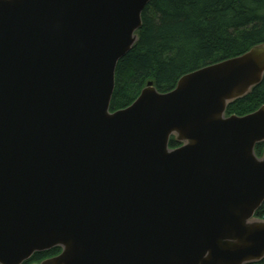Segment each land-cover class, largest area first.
I'll list each match as a JSON object with an SVG mask.
<instances>
[{"label": "water", "instance_id": "water-1", "mask_svg": "<svg viewBox=\"0 0 264 264\" xmlns=\"http://www.w3.org/2000/svg\"><path fill=\"white\" fill-rule=\"evenodd\" d=\"M150 2L0 0V264L264 259V42L112 111Z\"/></svg>", "mask_w": 264, "mask_h": 264}, {"label": "trees", "instance_id": "trees-1", "mask_svg": "<svg viewBox=\"0 0 264 264\" xmlns=\"http://www.w3.org/2000/svg\"><path fill=\"white\" fill-rule=\"evenodd\" d=\"M264 42V0H151L143 12L139 40L118 62L111 110L131 105L149 81L161 92L186 73L239 56ZM264 105V80L227 114L246 115ZM172 138L170 146H178ZM264 143L256 146L262 155ZM256 216L264 218V203ZM37 252L24 264L56 255ZM264 264V259L259 263Z\"/></svg>", "mask_w": 264, "mask_h": 264}, {"label": "flooded vegetation", "instance_id": "flooded-vegetation-1", "mask_svg": "<svg viewBox=\"0 0 264 264\" xmlns=\"http://www.w3.org/2000/svg\"><path fill=\"white\" fill-rule=\"evenodd\" d=\"M60 251H61V249H60ZM44 252H46V251H44ZM59 253H60V252H59ZM59 253H58V254H59ZM56 255H57V254H56ZM53 256H55V255H53ZM49 257H52V256H48V257H46V258H44V259H47V258H49ZM44 259H42V260H44ZM42 260H41V261H42ZM41 261H39V262H41ZM39 262H33V263H39ZM33 263H30V264H33Z\"/></svg>", "mask_w": 264, "mask_h": 264}]
</instances>
